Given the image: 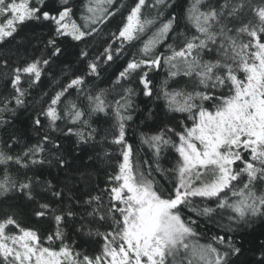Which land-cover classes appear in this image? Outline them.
I'll list each match as a JSON object with an SVG mask.
<instances>
[{
	"label": "snow or ice",
	"instance_id": "obj_1",
	"mask_svg": "<svg viewBox=\"0 0 264 264\" xmlns=\"http://www.w3.org/2000/svg\"><path fill=\"white\" fill-rule=\"evenodd\" d=\"M0 264H264V0H0Z\"/></svg>",
	"mask_w": 264,
	"mask_h": 264
},
{
	"label": "trees",
	"instance_id": "obj_2",
	"mask_svg": "<svg viewBox=\"0 0 264 264\" xmlns=\"http://www.w3.org/2000/svg\"><path fill=\"white\" fill-rule=\"evenodd\" d=\"M123 2H124V3H130L131 0H123ZM119 21H120V17H119V16H117V17L112 21V25H111V30H112V31L115 30V25H116L117 23H119ZM26 32H27L28 34H30L31 30H30V29H27ZM9 47H11V45H9ZM116 68H117V65H113V68H112V69H109V71H110V72L115 71ZM164 73H165V70L162 68L161 71H160V76H161V78L163 77ZM141 154H143V152H142ZM208 227H211V225H209ZM200 231L207 232V228H205L203 222H201ZM259 231H260V229L257 230V233H259ZM201 242H203V241H201Z\"/></svg>",
	"mask_w": 264,
	"mask_h": 264
}]
</instances>
